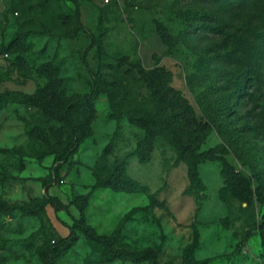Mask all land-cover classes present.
Listing matches in <instances>:
<instances>
[{"label": "rangeland", "instance_id": "1", "mask_svg": "<svg viewBox=\"0 0 264 264\" xmlns=\"http://www.w3.org/2000/svg\"><path fill=\"white\" fill-rule=\"evenodd\" d=\"M160 68L169 78L154 86L183 100L193 123L145 81ZM98 72L119 85L116 101L98 98L91 134L67 160H56L65 141L57 123L18 102L0 109V201L40 209L0 214V264H107L78 228L74 243L59 242L80 219L81 196L85 224L116 250L152 249L160 264H179L197 239V260L264 264V0H0V93L33 94L60 80L63 99L89 92ZM129 117L158 131L144 161V131ZM220 158L251 182V206L221 194ZM120 161L135 192L97 185ZM49 175L48 196L66 212L32 202Z\"/></svg>", "mask_w": 264, "mask_h": 264}, {"label": "trees", "instance_id": "2", "mask_svg": "<svg viewBox=\"0 0 264 264\" xmlns=\"http://www.w3.org/2000/svg\"><path fill=\"white\" fill-rule=\"evenodd\" d=\"M75 2V1H74ZM76 4V2H75ZM79 9L76 7V26L81 28L78 21ZM161 41L168 43L170 38L164 27L158 26L157 31ZM19 38L14 40L8 45L7 50L10 49L13 44H19ZM52 66L50 64H43L38 68V72L43 73L50 71ZM169 74L163 69H154L144 74L145 81L151 85L156 97L166 103L172 110H179L180 118L193 123L194 117L190 107L185 105V102L175 95H168L167 91L163 89H156L154 83L159 79L168 81ZM61 81L56 80L49 83L46 87L37 90L33 94H24L21 92H4L0 93V109L4 108L7 104L18 102L28 107L37 109L47 117L59 125L60 132L64 135L65 141L60 147L58 154L56 152V160H67L77 153L79 145L87 139L91 134V125L96 114L95 103L100 96H105L107 101L114 103L116 101V94L119 90V85L112 81H108L99 72L93 74L92 85L89 92L84 94H77L65 98L58 96V90L60 88ZM172 93H174L172 91ZM129 123L135 127H138L144 131V138L141 145L138 147V155L141 160H146L148 148L152 146L156 131L150 123L143 122L135 117L128 118ZM30 134L39 138L44 144L49 146V139L47 135L39 128H33ZM110 147H107L104 153L109 152ZM222 169L221 175L223 178V187L221 194H226L228 197L245 203L251 206L254 203V192L251 186V182L248 178L237 172L233 167L224 159L220 158ZM55 176L58 175L59 168L54 169ZM56 177L51 178L49 175L46 181L43 182V197L41 199H34L33 204L39 207L41 204H49L56 212H66L67 207L60 200L55 197L48 196L49 187L55 182ZM191 180L195 182V171H191ZM101 188H109L114 191L120 192H135L138 185L135 181L131 180L125 170V162L120 161L113 167V171L107 175L104 179L97 184ZM76 201L79 204V220L74 221L70 227L69 235L64 239H59L60 243H74L75 236L74 230L78 228L82 232L84 238L93 246L102 248L103 262L107 264H113L115 261H128L131 264H160L158 262L157 253L152 249H147L142 253L136 254L126 250H116L114 248V240L101 237L96 234L94 229L84 222V212L86 200L85 197H77ZM18 210L22 215H34L38 214L40 209H32L28 206L20 205H8L5 202L0 201V214L9 215L11 211ZM260 228V239L264 246V219L258 226ZM57 242V237L51 240L52 244ZM197 239H195L183 252L182 259L179 264H209L212 259L197 260L194 257V252L197 249ZM49 264H55L51 257H47ZM164 264H175L172 262Z\"/></svg>", "mask_w": 264, "mask_h": 264}]
</instances>
